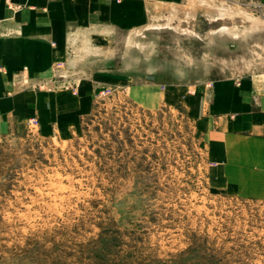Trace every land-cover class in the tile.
<instances>
[{
  "label": "rangeland",
  "instance_id": "374dc122",
  "mask_svg": "<svg viewBox=\"0 0 264 264\" xmlns=\"http://www.w3.org/2000/svg\"><path fill=\"white\" fill-rule=\"evenodd\" d=\"M251 1L250 19L226 0L176 2L124 37L134 78L97 87L77 125L0 133V264H264V200L211 187L194 121L141 86L246 73L243 23L264 39Z\"/></svg>",
  "mask_w": 264,
  "mask_h": 264
},
{
  "label": "crops",
  "instance_id": "0c3cea01",
  "mask_svg": "<svg viewBox=\"0 0 264 264\" xmlns=\"http://www.w3.org/2000/svg\"><path fill=\"white\" fill-rule=\"evenodd\" d=\"M180 1L0 0V133L32 117L46 133L77 125L97 87L134 78L122 70L124 37ZM226 2L250 19L251 0ZM257 3L264 14V0ZM250 31L243 23V45L256 49L243 75L141 86H158L167 103H180L194 121L205 138L211 187L264 200V39L252 41ZM56 64L65 77L54 78L50 88L14 85L53 77Z\"/></svg>",
  "mask_w": 264,
  "mask_h": 264
},
{
  "label": "built area",
  "instance_id": "2783aa9c",
  "mask_svg": "<svg viewBox=\"0 0 264 264\" xmlns=\"http://www.w3.org/2000/svg\"><path fill=\"white\" fill-rule=\"evenodd\" d=\"M61 68L60 65L56 64V66L54 67V76L50 77V78H42V79H37L34 80L33 82L30 81L28 78H22L21 82H18L14 85L24 88L26 86H31L35 89H48L52 86V83L54 81V78H61L64 77V74L60 73L59 69ZM26 68L23 69V71ZM74 90V87H72ZM30 122L33 123L34 125L37 123V119L36 118H31Z\"/></svg>",
  "mask_w": 264,
  "mask_h": 264
},
{
  "label": "water",
  "instance_id": "95a60500",
  "mask_svg": "<svg viewBox=\"0 0 264 264\" xmlns=\"http://www.w3.org/2000/svg\"><path fill=\"white\" fill-rule=\"evenodd\" d=\"M151 78H153V76H151Z\"/></svg>",
  "mask_w": 264,
  "mask_h": 264
},
{
  "label": "bare ground",
  "instance_id": "6f19581e",
  "mask_svg": "<svg viewBox=\"0 0 264 264\" xmlns=\"http://www.w3.org/2000/svg\"><path fill=\"white\" fill-rule=\"evenodd\" d=\"M222 14H224V13H222Z\"/></svg>",
  "mask_w": 264,
  "mask_h": 264
}]
</instances>
